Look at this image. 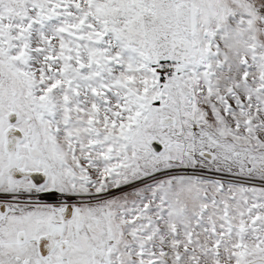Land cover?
<instances>
[{
  "label": "snow or ice",
  "instance_id": "6c2138e0",
  "mask_svg": "<svg viewBox=\"0 0 264 264\" xmlns=\"http://www.w3.org/2000/svg\"><path fill=\"white\" fill-rule=\"evenodd\" d=\"M0 264H264V0H0Z\"/></svg>",
  "mask_w": 264,
  "mask_h": 264
}]
</instances>
